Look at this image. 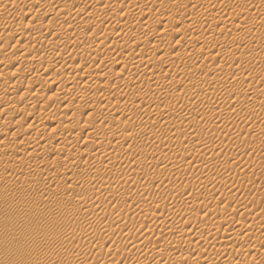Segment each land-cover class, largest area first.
<instances>
[{
  "label": "rangeland",
  "instance_id": "374dc122",
  "mask_svg": "<svg viewBox=\"0 0 264 264\" xmlns=\"http://www.w3.org/2000/svg\"><path fill=\"white\" fill-rule=\"evenodd\" d=\"M22 1L3 0L0 4V49H3L6 54L21 53L27 47L35 50L38 43L49 44L52 42L53 31L57 30H54L53 22L48 24V21L54 16V11L64 8L71 10V12H69L70 10L65 11V15L62 14L65 18L58 15V17L62 16L59 17L58 21H61L59 24L66 27V24L72 19L71 16L75 13L72 11L76 10L74 4L77 3L76 0H58V3L46 5V10L50 11L51 16L36 14L33 8L27 9L28 15L21 17L22 12L18 6H21ZM34 1L41 2V0ZM84 1V5L89 6V2L94 0L87 1L88 5L86 0ZM95 1L92 3L94 6ZM148 1H152V5L148 10L147 17L144 20L136 18L123 26L124 29L132 30L131 36L128 34L119 39L113 36L114 33L111 29L100 32L98 44L102 41L106 42V39L115 38L113 39L115 44L112 45V52L117 54L111 53L107 64H112L117 58L116 55L118 58L128 61L140 60V57H144L153 63L160 64L161 59L154 55L156 50L158 52L159 47L152 41L158 40L159 43L178 48L182 42V32L190 30L193 36L204 34L210 42L214 39L217 40L221 45V51L208 55L209 46L207 44L209 43H205L206 45L202 49V59L198 60L190 56L178 59V57L172 56L175 61L171 63V69L176 66H187L192 71V75L197 76L200 70L215 67L220 73L235 78V80L231 79L232 83L226 86H217L215 90L213 89V93L212 90L207 91L210 98L206 92L194 91L191 96L192 100L186 104L182 103H185L189 96L187 90L185 93L187 92L188 96L185 99L181 96L175 98L176 94L181 95L183 86L175 89L176 93L174 92L173 98L162 99L157 92L145 104L142 102L141 93L138 92L139 96L135 98L134 103L122 104V102V108L125 107L128 112L139 111L143 117L134 123L132 128L136 129L134 131L131 128L124 127V129L122 127L126 118L117 122L115 127L109 129L104 144L105 142L113 144L120 134L134 140L138 136V129L146 121L148 123L157 122L159 132L156 136L159 137L163 134L160 131H165V134L161 139L142 140V143L140 141L139 144L128 142L118 147L123 158L121 157V162L118 160L119 162L112 163L114 167L111 168L114 174L108 181L135 185L136 193L131 194L132 196L130 195L125 200L103 204L93 209L87 205L88 203H85L83 198L88 195L89 191L78 196L70 192L72 194L69 193L70 197L60 198L58 201L50 194H35V189L44 183L58 189L64 187L63 173L52 174V178L44 179L34 171V168L30 167V164H27V162L30 163L27 154H17L21 159L16 158L15 150L20 145L27 146L28 141L32 138L33 130L27 128L29 127L27 123L33 121L34 112L50 110L52 117L56 119L53 125L45 124L48 130L41 131L36 136L38 139L50 137L49 129L55 125L59 126L61 121L62 124H70V121H73L71 124H74L77 131L89 130L99 123L95 119V114L90 116L88 113H93L99 105L106 103L101 99L104 93L114 91L111 84L102 87L100 85L91 91L87 102L83 105L78 104V99L81 98L80 94L67 91L70 84L81 79L83 69H96L99 63L93 60H80L81 55H79L80 58L78 56V58H74L76 50L82 47L81 42H77L76 46L69 45V50L63 46H57L59 49L62 47L60 50L58 48L56 50L57 53L58 51L63 53L62 56L66 53L69 54L70 49L74 51L69 57L60 61L57 59H52V61L44 54H37L27 64L16 68H6L0 65V76L12 79L13 74H18L19 77L14 81L23 87H21L22 91L18 93L19 102L15 108L0 109V264H38L35 261L37 253L52 249L48 244L40 243L39 238L41 239L42 235L51 237L56 243L67 244L62 252L66 264H81L76 261V256L86 247L87 254L89 250L91 253L89 252L87 260L82 264H89L95 256L101 259L102 264H143L144 261V264H226L229 262L238 264L246 258L248 253L247 257L252 258L253 261L255 258L257 259H255L257 262L254 261L255 264H261L258 260L264 253V232H255L256 229L253 226L264 211V191H262L264 190V100L261 104L264 99V40L253 38L252 41H246L244 40L245 33L239 30L240 23L246 25L248 30L246 35L251 37L261 26L253 14L247 12L243 14L242 9L244 6H255L257 0H142L140 4H135L130 0H119L115 6L119 5L120 10L124 12L128 11L130 6H142ZM96 4L101 6L105 4V1H99ZM72 5L73 7H71ZM68 13L71 15H69L70 18ZM19 18L23 23L13 25V22ZM243 19L247 22H241ZM145 21L150 23V27L146 31V40L142 42L145 50L140 54L132 52V47L139 41L138 36L143 31ZM68 24L70 25L71 22ZM47 25L48 28L50 25L52 28L48 29ZM23 33L35 36L37 42L28 45L24 39H20ZM190 36L188 33V37ZM234 49L241 56L235 53L237 57H229V52ZM64 51L67 52L64 54ZM66 62L68 63L66 71L56 74L57 67H61ZM110 68L111 66L105 69L106 72ZM171 69L169 72L172 73ZM105 70L101 73H105ZM171 73L167 74L170 79ZM248 76L250 77L248 78ZM168 77L166 79H169ZM194 80H199V78ZM244 80L245 82H243ZM54 81L57 83L54 84ZM238 86L241 87V93L236 98L235 96L231 97L232 92L235 89L238 90ZM233 88L235 89L233 90ZM125 90H120V93L124 94ZM196 93L197 95H195ZM38 95L40 97L35 104H26L33 96ZM67 103L75 104V106L65 114L62 112V107ZM106 104L108 105V103ZM109 104L107 109L113 106V104ZM225 107H230L229 109L233 110L234 114L223 117L224 120H222L219 111ZM247 107H252V110L247 111ZM86 109H90V111ZM165 110L177 111L176 117H170L171 120L175 118L172 128H168L163 119L155 118L156 112L160 114ZM216 111L218 112L216 113ZM244 111L248 113L245 114ZM239 112L240 115H243L242 117H239ZM22 113L26 114L27 119L25 118L26 120L20 123L18 120ZM168 133L172 137L168 136ZM71 134L72 132L67 135L69 140L73 135ZM92 134H89L90 137ZM175 136L181 139L183 137V139L177 143L176 139L173 140L176 138ZM90 137L88 142H81L78 147H75L83 155L82 157H75V159L72 158L74 160L67 161L68 159L65 158L66 149L72 147L70 142H67L64 145V148H67L62 153H52V156L45 155V158L44 155L37 154L34 155V158L39 162L46 159L48 169L55 170L56 166L70 165L73 169L81 170L87 158L101 155H94L96 153L88 148L96 145L100 136L93 134V138ZM112 140L113 142H111ZM52 142L55 145L54 141ZM133 146L135 147L133 148ZM170 146L175 150L173 153L176 154L173 158L178 164L176 171H165L160 166L156 168L151 165L150 160H142V166H145L146 163L147 167L150 165L151 168L140 169V172L131 175L127 173L124 164L136 153L135 149L158 151L160 148ZM249 155L259 157L255 166H250L246 161V157ZM168 159L169 157H166V160ZM14 172L16 178L7 179L6 175L14 174ZM51 179L52 184L50 183ZM106 183L107 181L100 183L102 188L106 186ZM187 185L188 189L181 190V186ZM110 191L111 196L119 194L115 186L111 187ZM138 195H142L146 200H138ZM224 195L228 199H231L229 197L233 195L234 199L233 197V200L225 199ZM221 197L224 201L219 200V198L222 199ZM35 204L40 206L39 211L32 209ZM241 206H244L246 210L238 209ZM69 208H77L76 213L71 217L65 215ZM93 218H98V223L97 221L92 223ZM238 223L246 226L243 228L244 232L233 231L239 225ZM204 226L207 227L206 234L198 239L196 233ZM89 227L96 229V235L85 240L83 244H74L72 240L77 239ZM247 227H252L253 232L252 230L248 232ZM29 234L30 236H27ZM230 237L231 239H229ZM254 240H257V243L250 252L247 250L249 247L247 245L253 243ZM130 242H135L137 246ZM245 242H247L246 245ZM195 243L204 249L201 254L195 249ZM166 246H169V250L165 254H156L155 251L158 248ZM246 246L247 248H245ZM26 251L28 252L25 253ZM211 251L213 252L211 253ZM207 253L218 255L217 257L221 255L219 260L216 259L220 262L209 263ZM55 255L57 254L55 253ZM253 255L255 258L252 257ZM49 263L45 262V264Z\"/></svg>",
  "mask_w": 264,
  "mask_h": 264
},
{
  "label": "bare ground",
  "instance_id": "6f19581e",
  "mask_svg": "<svg viewBox=\"0 0 264 264\" xmlns=\"http://www.w3.org/2000/svg\"><path fill=\"white\" fill-rule=\"evenodd\" d=\"M87 1L89 2V0H86V2ZM96 1L97 2L105 1V4H103L101 6H97ZM96 1H95V6H94V4H92L93 2H89L90 5H93L90 7V5L89 6L84 5L85 4L84 0H78V1L76 0L77 3L76 4L73 3L75 5L74 8L76 10L73 9V11H72V12L75 11L74 15L72 14L74 16V18H73V16H71L68 13V16L70 15L72 17V19H70V21L68 20L69 22H71V24L69 25L68 24L69 22H68L66 24V27L61 26L59 24V22H61V21H58L59 17H60V16L58 17V15H62L65 13V11L67 12L68 10H70L68 8L69 6L67 7L68 10L64 8L65 10L64 9L63 10L62 9H58V10L56 9L57 11H54V9H53V11L55 13L53 12L54 16L51 17V20L49 19L48 24H52V22H53V24H52L53 28H54V30H57V31H53L54 34L52 32L54 37H53V41L51 40L52 42H50L49 44L38 43L35 47L36 48L35 50L27 47V49L25 51H23L21 53L14 52V54L13 53L6 54L3 52V49L2 50L0 49V65L5 66L6 68H9V67L16 68L22 64H27L37 54H41V55L44 54V55L48 56V58H50L51 60L57 59L58 61H60L61 59H65V58L69 57L71 54H73L74 51H71L72 49H70L69 54L66 53L67 51L66 52L64 51V54L66 53V55L62 56L63 53H59L60 51H58V53L56 52V50L58 48L57 46H63V47H66V49H67L69 45L72 44V45L76 46L77 42L78 43L81 42L82 47L81 48L78 47L79 50H76L77 51L76 54L73 55L74 58H78V57L80 58L79 55H81L80 60H84V61L93 60L95 62H98L99 65L96 69H93V70H91L90 68L89 69H83L81 79L70 84L67 88V91L72 92V93H76V94H80L81 98L78 99V104L83 105L87 102L88 97L92 93L91 91L97 89L100 85L102 87V86H108L109 84H111V87H113L112 90H114V91L112 93H104V95L101 99V100L105 101L106 103H108L109 106H110L109 103L113 104V106H111L112 108L107 109L108 105L105 103L104 105H99L93 113L92 112L88 113V114H90V116L95 114V119L97 122H99L97 125L93 124L94 125L93 128H90L89 130H84V131L83 130L77 131V128H75L74 124H71L73 121L71 122L69 120L70 124H64V123L62 124L61 123L62 121H61V122H59V126L55 125L57 127H55V126H53L52 128L49 127L50 128L49 133L51 134L52 137L50 136V137L38 139L36 136L41 131H45L48 128L47 126H45V124L49 123V124L53 125L56 119L54 117H52V112L50 110H44V111H41L39 113L33 111L34 112L33 117H32L33 121L32 122L30 121L28 123L26 122V123H27V125H29V127H27V128H29L31 131L33 130L32 131L33 133L32 132L31 133L34 136L32 135V138L28 141L27 146H24L25 144L23 146L20 145L15 150L16 155L17 154H27V156L30 159L29 160L30 163L27 162V164H30V167L34 168V171L38 172L37 174H40L44 179L51 177L52 174L56 175L59 172L63 173V176H64L63 180L65 182L64 187L62 186V188L58 189L55 187H51L50 185H48V183H44L42 185L39 184L40 186H38L35 189V194H42V195L50 194V195H53V197L55 199H57V201H58L60 198L70 197L71 193L78 196V195L85 194L86 191H89L88 195L86 197H83V198L85 200V203H88L87 205L93 209H96L103 204H111V203H114V202H117L120 200H125L131 194L136 193L137 187L135 185H132V184L129 185L128 183L124 184L122 182L115 183V182H109L108 181L112 177V175L114 174V172L112 171L113 169L111 168V167H114L112 165V163L113 162L116 163L118 160L120 161L121 157L123 158V156H121L122 153L120 152L118 147H121L122 145H125L128 142L139 144L140 141L142 143V140L147 141L149 139H155V138L161 139L164 137V134H165L164 133L165 131L164 132L160 131L163 134H161L159 137L156 136L157 132H159L157 122L148 123V121H146L143 124V126L140 129H138L139 130V133L137 134L138 136L134 140H132L133 138L130 139L128 137H124L125 135L122 133L124 136H121V134H120V136L114 142H113V140L111 141V142H113V144L112 143L109 144L107 142H105V144H104V140H105V137H107V133L109 132V129H112L114 125H117V122H121L123 119L126 118V121L123 122L124 124H122V123H120V124H122L123 128L124 127L125 128H131V130L134 131V130H136V129H134V130L132 129L134 123L136 121H138L141 117H143V114L140 113L139 111L128 112L125 107L122 108L123 107V106H121L122 104H128L129 102L134 103L136 101L135 98H137L139 96V94H137L138 92L141 93L142 102L143 103L145 102V104H146L147 100L149 98H152V96L154 94H156L157 92L161 96V97L160 96L159 97L162 99L173 98L175 93H176L175 89L177 90V87H179V86H183V92H181V95L176 94L175 98H178V96L179 97L181 96L182 98L184 97V99H185V97L188 96V93L186 92L187 95L185 93V91L187 90L189 92V96L186 98L185 103H182V104H186L189 102V100H192L191 96L193 94L192 92H194V91L198 90V92L202 91L203 93H205V92L207 93V91L209 92V90H212V93H213V91L216 89L217 86H220V85L226 86V85L232 83L231 79H233V81L235 80V78L228 77L226 74L220 73L215 67H208V68L200 70L199 74L197 75L198 77L195 75H192V71H190L187 66H176V67H174V69H171L170 65L172 62L175 61V59L172 58V56L178 57V59H181L184 56H190L191 58H195L198 60L202 59V56H201L202 55V49H203V46L206 45L205 43H209V44H207L209 46L208 55L214 54L216 51L217 52L221 51V45L218 44L217 40L214 39L213 41L210 42L208 40V38L205 37L204 34H196L193 36L190 30H184L185 32H182V42H180L178 48H176L175 46H169V45L159 43L158 40L152 41L154 44H156V46L159 47L158 52H160V53L157 54L158 52H156L157 51L156 50L154 52V55L161 59L160 64L153 63V62H151L150 59H145L144 57H140V60L128 61V60H125L123 58H118V55H116L117 58H115V60L112 62V64H110V65L107 64V62L110 59L109 58L110 54L113 53L112 52V45L115 44L114 43L115 40H113V39H115V38L121 39V38H124L125 36H127L128 34H130V36H131L132 30L130 31L127 28L124 29L123 26H125V23H127V22L129 23V21L131 22V21L135 20L136 18L144 20L147 17V13H148V10L150 9L151 5H152V1H148V2L144 3L142 6H130V7H128L130 9L128 11H124V12L120 10V8L118 7L119 5L115 6L118 4L117 2L119 0H96ZM130 1L134 2L135 4H140V1H142V0H130ZM1 2H3V0H0V4H1ZM58 2H59L58 0H41V2H35L34 0H23L21 6H18L20 11L22 12L20 16L21 17H22V15H23V17L27 16L29 11L26 12V10L27 9L31 10L33 8L35 9L36 14L41 13V14H44L46 16H51L50 11L48 12L46 10V5H49V4L52 5V4H55ZM88 2H87V5H88ZM59 7H61V6H59ZM59 7H57V8H59ZM71 7H73V5ZM242 9L244 11L243 14L245 12L253 14L255 16V18L261 23V26L255 31L254 36H251V37L246 35V33L248 32L247 26L244 24L241 25V23H240L239 24V30L242 31V33H245L244 40L252 41L253 38H255V40L256 39L257 40H264V0H257L255 6H244ZM69 12H71V10ZM240 13H241V11H240ZM232 14H231V17L234 15V14L233 15ZM44 15H43V17H44ZM64 15H62L63 18H65ZM70 16H69V18H70ZM46 20H47V18H46ZM19 21H21V22H19ZM232 22H233V20L231 19V23ZM241 22H247V21L243 19V21L241 20ZM19 23H23L22 19L20 20V18L15 20L13 22V25H19ZM0 24H1V21H0ZM50 26H49V28H52ZM149 27H150V23L145 21L144 26H143V31L138 36L139 41L137 43L135 42L136 44L134 46L131 45V46H133L131 49L132 52H138L140 54L145 50V48L142 46V42L144 40H146V31L149 29ZM47 28H48V25H47ZM108 29L109 30L111 29L113 31L112 33H114L113 36L115 38L106 39V42L102 41L103 43L100 42L102 44H100V43L98 44V42L100 40V38H99L100 32L101 31L106 32V31H108ZM50 30H52V29H50ZM188 33L191 35L190 37H188ZM9 37H11V35H9ZM20 39L21 40L24 39L28 45H32V44H35L37 42V38L35 36L30 35V34H26V33L21 34ZM69 48H68V50H69ZM113 49H115V48L113 47ZM94 53H95V56L93 57ZM114 53H116V52H114ZM235 53L238 54L236 49L230 51L228 56L235 58V56L237 57V55ZM239 55L241 56V54H238V56ZM178 59L176 58V60H178ZM67 64L68 63L66 62L61 67H57L56 74L64 73L66 71V68L68 67ZM110 66H111V68L109 70H107V72H106L105 69H107ZM170 69L172 70V73L169 72ZM103 70H105V73H101V71H103ZM168 72L171 73V75H172L171 79H170V76L168 77V75H169ZM13 75H12V77H13L12 79H7L4 76H0V109L3 108L2 110L15 108L17 106V103L19 102L18 93H20L22 91L21 90L22 86L19 85L16 81H14V79H17L19 77L18 74H15L14 76ZM167 77L169 79H166ZM249 77L250 76H248V78ZM193 78L194 79L199 78V80H194ZM243 82H245V80ZM55 83H57V81H54V84ZM249 84H250V82H249ZM125 88H126V90H125ZM235 88H233V90ZM123 89L125 90L124 94H122L123 92L120 93V90L123 91ZM241 91H242L241 87L238 86V90L235 89V91L232 92L233 95L231 97L235 96V98H236L241 93ZM184 93L186 96L184 95ZM190 93H191V95H190ZM212 93H210V94L213 95ZM195 95H197V93ZM207 95H208V93H207ZM39 97H40V95L33 96L34 100L32 98L30 100V102H27V103L25 102V103L26 104L32 103V105H33V104H35V102L37 101V99ZM208 97L210 98V95H208ZM182 98H180V99L183 100ZM263 100L264 99H262L261 104H263L262 103ZM258 103H260V102H258ZM74 106H75V104L67 103L66 105H64L62 107V112L67 114L69 111H71L74 108ZM229 108L225 107L221 110L219 109L220 111L218 110L220 112V115H221L220 117L222 120H224L223 117H229L230 115L234 114L233 110L231 111ZM246 109H248L247 111H250V109L252 110V107H247ZM86 110H88V109H86ZM88 111H90V109ZM218 111H216V113ZM247 111H244V113L246 114ZM20 115H22V116L20 119L18 118L19 119L18 122L23 123V120H26L27 116L25 113H22ZM236 115H238V114H236ZM236 115H234V116L236 117ZM171 116L176 117L177 111L165 110V111L161 112L160 114L158 112L155 113V118L163 119L164 123L168 126V128L169 127L172 128V126L175 124V121H174L175 118H174V120H171V118H170ZM240 116L242 117L243 115L242 114L240 115V112H239V117ZM225 120H226V118H225ZM97 122H95V123H97ZM71 132L73 135L71 134L72 138L70 137V140H69V137H67V135L68 134L70 135ZM112 132H113V130H112ZM121 132H123V131H121ZM136 132H138V131H136ZM91 133H93L94 135H98L100 137H99L98 143L95 141L96 145H92L93 144L92 143L91 144L92 146H91L89 144L91 146V148L90 147H88V148L90 151H93L96 153L94 155H97V154H101V155L95 156V157L91 156L92 158L91 157L87 158L85 163H84V167L81 170L73 169L72 167H70V165L69 166L66 165L64 167H62V166L57 167L56 166L55 170H52V168L48 169L47 164H46L47 162L45 161L46 159L39 162V161H37V159L34 158V155H37V154H42V155H44V158H45V155L52 156V153L53 154L62 153V151H64V149L67 148V147L64 148V145L67 142H70L72 147L71 148L69 147L66 149V157H65L66 160L68 159L67 161H69L72 158L75 159V157L76 158L80 157V156L82 157L83 155L80 152H78L77 151L78 148L76 149L75 147L76 146L78 147L79 143H81V142L82 143L88 142L89 137H90L89 134H91ZM169 133H168V136H171V134H169ZM177 134H181V133H177ZM92 135L90 138H93ZM179 136H181V135H179ZM175 137L176 138H174V139L172 138V139L174 141L176 139L177 143L183 139V137H182V139L180 137H177V136H175ZM51 138H53L52 141H54L55 145L51 141ZM184 138H185V136H184ZM168 139H170V138H168ZM89 145H87V146H89ZM134 147L135 146H133V148ZM2 149H4V148H2ZM130 149H131V147H130ZM135 152L136 153L134 155L132 154L133 157L127 159L125 161V164H124L125 168L127 169L126 170L127 173H130V175L137 173L138 171L140 172L141 171L140 169H145V168H149V167L151 168V166L149 165L150 163L149 164L147 163L149 165V167H147L146 163H145V166H142V163H143L142 160H150L151 165H153L154 167L157 168V166H160L163 169H165V171H169V172H174L178 168L177 162L173 159L176 156V154L173 153V152H175V150L172 149L171 146L168 148H160V149H158V151H153V150L149 151V149L145 150V151H138L135 149ZM165 154H167V156H164ZM42 155H40V156H42ZM13 156H14V153H13ZM17 157H18V155L16 156V158ZM166 157H169V159L166 160ZM18 158H20V157H18ZM48 158H50V157H48ZM246 158H247L246 161L248 162V164H250V166H255L259 161V157L257 155H249ZM74 159H72V160H74ZM123 163H124V161H123ZM48 167H49V165H48ZM30 173H31V171H30ZM14 175L16 176L15 172H14V174L8 173L6 176H7V179L12 180V178L15 177ZM105 181H107L106 186L102 188L100 183L105 182ZM45 182H46V180H45ZM51 182H52V179H51L50 183ZM215 182H216V180H215ZM77 184H80V186H77ZM208 184H210V183H208ZM113 186H115L118 189L119 194L115 195V196L112 195L113 196L112 197L110 194L111 193L110 189ZM180 188H181V190L182 189L183 190L188 189V185L187 186H181ZM262 191H264V190H262ZM230 194H232V193H230ZM232 197H233V195H232ZM232 197H229V198L232 199ZM224 198L228 199V197L226 198V196ZM137 199L138 200H144V201L146 200V198H144L142 195H138ZM231 199H228V200H231ZM233 199H234V197H233ZM219 200L224 201L223 198L222 199L219 198ZM223 201H222V203H223ZM218 204H220V203H218ZM240 205H242V204H240ZM41 207H44V206L41 205ZM245 207H247V205H245ZM245 207L241 206L240 208L238 207V209H240L241 211H245L246 210ZM32 209H34L35 211H39L40 206L38 204H35L32 207ZM76 211H77V208H75V209L69 208L65 215L67 217H71L76 213ZM236 212H238V211L236 210ZM241 213H243V212H241ZM96 221L98 223V218H93L91 222L93 223ZM188 221H190V220H188ZM188 223H190V222H188ZM251 224H253V223H251ZM251 224H248V225H251ZM234 226H236V225H234ZM245 227L241 223L233 231H236V233H238L237 231H243V228H245ZM253 227H255V229H256V231L254 230L255 232H258V233L264 232V211H262L258 221H256V223L254 224ZM251 228H248L247 231L250 232L252 230V232H253V229H251ZM206 231H207L206 226L200 228L199 231L196 233L197 234L196 237L198 239L202 238L203 236H205L204 234H206ZM96 232H97L96 229L89 227V228L85 229L77 239L72 240V242L74 244H83L85 242V240L93 238L96 235ZM232 234H233V232H232ZM215 235H217V234H215ZM222 235H223V233H222ZM27 236H30V234ZM42 236L43 237H41V239L38 236L40 243H44L45 245L48 244L52 249L48 250V251L45 250V251L38 252L36 257H35V261L38 264H45V262H50L49 264H66L65 260L63 259V256H62V252L67 247V244L58 243V242L56 243L51 237H49L47 235H42ZM225 236H227V235L225 234ZM225 236H223V237H225ZM233 236H235V235H233ZM194 238H195V236H194ZM229 239H231V237ZM130 243L132 245L137 246L135 242H130ZM246 243L247 242H245V245H246ZM256 243H257V240H254L253 243L252 242L250 244L248 243V245H247V246H249L248 248H247V246L245 248H247V250H250V252H251V249L253 248V246ZM44 244H42V245H44ZM138 245H140V244H138ZM148 247H151V246H148ZM168 247L169 246H166L164 248H158L155 252L158 255L165 254L169 250ZM195 249H197L199 251V254H201V252L204 250L203 248L201 249V247L197 246V243H195ZM226 249H228V248H226ZM87 250L88 249L86 247L80 253L77 254L76 261L78 263L82 264L83 262H85L87 260V258H88L87 255H89V252L91 253V250H89L88 254H87ZM146 250H148L147 247H146ZM27 252L28 251H26L25 253H27ZM212 252L213 251H211V253ZM224 252H226V251H224ZM55 253L57 255H55ZM248 254H247V256H248ZM207 255H209V263L210 262L217 263V261L219 260L218 258H221V255H220V257H217L218 256L217 254H216L217 256H215L213 254L211 255L208 253H207ZM247 256H246V258L242 259V261L239 260L240 263H238V264H255L254 261H256L257 259L254 257V255L252 256L256 259V260L254 259V261L252 260V258L247 257ZM260 256H262V258L261 259L259 258L258 262H260L261 264H264V253H263V255H260ZM216 259H218V260H216ZM218 262H220V261H218ZM144 263H145V261H144ZM89 264H102V261H101V259H99L95 256V257H93V259L90 261ZM110 264H113V263H110ZM226 264H237V263H233V262L230 263L229 262Z\"/></svg>",
  "mask_w": 264,
  "mask_h": 264
}]
</instances>
